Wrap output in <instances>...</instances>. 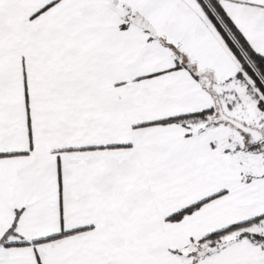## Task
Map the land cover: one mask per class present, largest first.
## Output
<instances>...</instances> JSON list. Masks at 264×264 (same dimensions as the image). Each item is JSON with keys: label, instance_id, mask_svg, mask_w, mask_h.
Returning a JSON list of instances; mask_svg holds the SVG:
<instances>
[{"label": "snow or ice", "instance_id": "6c2138e0", "mask_svg": "<svg viewBox=\"0 0 264 264\" xmlns=\"http://www.w3.org/2000/svg\"><path fill=\"white\" fill-rule=\"evenodd\" d=\"M0 264H264V0H0Z\"/></svg>", "mask_w": 264, "mask_h": 264}]
</instances>
